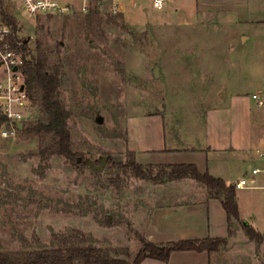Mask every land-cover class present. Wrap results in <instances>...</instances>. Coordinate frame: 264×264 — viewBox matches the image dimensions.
Wrapping results in <instances>:
<instances>
[{
    "label": "rangeland",
    "instance_id": "1",
    "mask_svg": "<svg viewBox=\"0 0 264 264\" xmlns=\"http://www.w3.org/2000/svg\"><path fill=\"white\" fill-rule=\"evenodd\" d=\"M9 1L28 48L40 41L53 52L52 63L61 59L60 97L71 112L72 148L81 161L54 156L46 169L38 153L47 136H0V250L52 248L54 235L80 230L89 245L128 251L133 259L141 247L136 233L151 209L179 200L185 181L156 185L109 159L126 162L132 141L160 147L156 165L185 164V149H203L208 114L235 93L251 97L264 85V0H255V14L243 0H165L162 10L154 0H124L118 16L109 0H88V13L81 11L84 0H60L74 13L47 18L30 17ZM31 115L29 124L40 119L35 108ZM105 157L102 171L88 165ZM253 165L231 164L229 180L248 179ZM262 186L237 190L241 222L212 255L213 264H264V234L260 242L250 240L242 227L247 222L264 233Z\"/></svg>",
    "mask_w": 264,
    "mask_h": 264
},
{
    "label": "trees",
    "instance_id": "2",
    "mask_svg": "<svg viewBox=\"0 0 264 264\" xmlns=\"http://www.w3.org/2000/svg\"><path fill=\"white\" fill-rule=\"evenodd\" d=\"M13 7L9 0H0V19L11 29L9 36L11 49L22 57L20 71L29 97L40 115L36 123L29 124L28 120L32 116L30 115L21 133L26 136L33 134L47 136V142L38 153L44 168L48 169V160L54 156H62L78 164L79 153L72 148V134L69 129L71 112L60 97L64 66L60 58L52 63L53 52L46 49L40 41L36 42L34 51L28 48L26 41L20 38V24L12 11ZM61 47L62 44L57 45L58 55L61 54ZM109 165L156 185L185 179L194 180L207 189L208 199L220 201L228 219L229 238L236 232V223L241 222L236 185H228L220 178L202 173L196 165L143 166L137 162L134 152L128 153V159L124 163H116L109 159ZM242 227L250 240L260 242L262 235L253 227L245 226L243 223ZM136 236L141 247L133 259L128 251L91 246L84 232L73 230L63 237L54 235L56 246L52 248L16 254L0 250V264H142L148 259L166 263L174 252H206L212 257L229 242L228 239H205L157 245L146 240L141 234L136 233Z\"/></svg>",
    "mask_w": 264,
    "mask_h": 264
},
{
    "label": "crops",
    "instance_id": "3",
    "mask_svg": "<svg viewBox=\"0 0 264 264\" xmlns=\"http://www.w3.org/2000/svg\"><path fill=\"white\" fill-rule=\"evenodd\" d=\"M243 1L251 2L254 14L258 11L255 0ZM250 22L261 24L260 21ZM254 96L257 98L254 99ZM259 101L263 103L262 106L258 105ZM220 106L223 108L221 111L210 113L205 118L203 149H185V164L196 165L202 173L220 178L228 185H236L243 178L230 181V165L238 167L253 163L249 177L253 170L261 171L255 176L257 185L251 187L257 188L259 183L264 182V157L261 156L264 155V85L258 87L251 97L235 93L228 105L221 102ZM139 144L138 141L130 144L137 162L143 166L156 165L153 158L160 157L162 149L141 147ZM182 181H185V195L151 209L141 231L145 239L157 245L188 240L229 239L228 219L220 201L208 199L207 189L195 186L194 180ZM254 229L264 234L259 228ZM142 264H213V261L206 252H174L166 263L148 259Z\"/></svg>",
    "mask_w": 264,
    "mask_h": 264
},
{
    "label": "built area",
    "instance_id": "4",
    "mask_svg": "<svg viewBox=\"0 0 264 264\" xmlns=\"http://www.w3.org/2000/svg\"><path fill=\"white\" fill-rule=\"evenodd\" d=\"M30 17H62L74 13V6L60 0H16ZM134 5L144 3L146 0H126ZM126 1L109 0L110 12L114 16L122 15L126 11ZM101 3L99 2L98 5ZM165 0H154L153 6L162 10ZM90 5L84 0L81 11L88 13ZM11 29L0 19V136L4 139L16 138L22 130L19 124H25L31 115V109L35 108L26 90L24 77L20 71L22 64L21 55L12 50L9 43ZM17 71L14 72V68ZM23 88V89H22ZM257 97L254 96V99ZM259 101L258 105L262 106ZM264 157V155H261ZM261 171L255 169L252 176L242 179L236 184L237 189L247 186H256L255 176Z\"/></svg>",
    "mask_w": 264,
    "mask_h": 264
},
{
    "label": "water",
    "instance_id": "5",
    "mask_svg": "<svg viewBox=\"0 0 264 264\" xmlns=\"http://www.w3.org/2000/svg\"><path fill=\"white\" fill-rule=\"evenodd\" d=\"M17 71V67L14 68V72ZM155 73L158 74V69L156 68ZM23 89V88H22ZM103 120L102 118H98L97 123L98 124H102ZM23 124H19V129L22 130L23 129ZM81 161V158H78V162ZM107 162V157L103 158V160L100 161V165L99 166H95L94 162H89L88 165L90 166L91 169L94 170H98V171H102V169L104 168L105 163ZM245 226H249V223H244Z\"/></svg>",
    "mask_w": 264,
    "mask_h": 264
}]
</instances>
